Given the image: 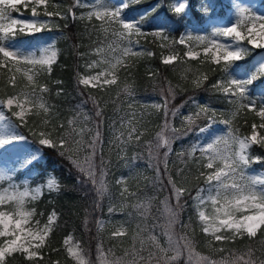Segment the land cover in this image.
I'll return each instance as SVG.
<instances>
[{
    "label": "snow or ice",
    "instance_id": "6c2138e0",
    "mask_svg": "<svg viewBox=\"0 0 264 264\" xmlns=\"http://www.w3.org/2000/svg\"><path fill=\"white\" fill-rule=\"evenodd\" d=\"M140 3H143V0H119V2L96 0L95 3H90L89 0L84 2L77 0V5H73V7H88V12L80 19H87L89 22L93 19L98 21L99 25H93V29L103 35L98 46L89 53L95 55L97 59L90 60L84 65L88 74L77 73L78 86H83L85 89H99L101 92H106L112 86L120 88L119 74L132 66L133 58L154 56L153 51L139 48L138 38L151 36L162 50H168L167 55L163 51L161 53V62L164 65H172L177 60L181 64L199 60L201 64L208 62L219 66L223 75L211 87L224 96L231 105V111L227 118L218 120L215 109L196 104V101L190 97L198 111L184 115L180 111L183 104L179 107L172 106L171 102L175 99L176 93L171 86L167 90V95L162 97L161 103L142 105L145 108L151 107L157 112L163 111V124L156 134L155 145L151 141L145 144L148 150V168L154 172L151 178L134 167L136 160L143 158L142 153L133 155L131 165L126 157L129 145L140 147L139 142L144 131L136 125L141 124L144 114L141 113L137 118L135 111H130L120 116V129L127 128L126 133L118 130L113 121L111 125L113 138L108 140L107 146L110 150L116 147L125 166L130 167L129 176L121 177L116 181L121 185L119 207L121 209L132 207L141 220H146L151 202L156 198L153 196L140 199L136 192L130 191L129 179L138 180L143 177L157 192H167L168 195L161 201L167 214L163 232L166 246L161 245L156 235L149 233L146 248V240L141 236V233L147 230L146 226L137 223V231L132 235V247L126 249L123 256L113 255L109 260L102 245L98 244L97 259L101 264H153V261L155 264H173L186 254L185 264H257L251 242L259 235V244L264 246V176L250 174L248 169L253 163H264V158L250 155L252 145L264 147V135L257 132V127L264 129V90L256 96L251 95L253 83L258 78L264 77V56L250 71L239 62L244 60L253 49L264 50V14H258L251 7L241 6L233 0L234 21L220 26L213 25L207 33L186 27L178 36L173 37L171 34L176 29L172 21H160L158 17L155 21L150 19L164 6L163 0H157V3L136 17L129 19L126 16L131 6ZM21 5L31 8L30 19L12 15L13 12L19 13ZM49 6L56 10L49 11ZM60 7L55 3L50 5V0H0V68H7L10 73L15 69V73H21L27 80L26 87L31 88L30 91L22 89L0 100V105L11 111V115L20 121V124H14L11 118L0 114V121H7L0 123V150H3L0 155L7 156L8 153H12L18 166L26 168L39 158L44 149L55 150L80 172L78 183L85 187L91 185L87 192L94 193L92 208L95 211L102 208L103 198L109 191L106 177L110 162L104 159L105 140L101 130L105 119L104 109L99 100L89 93L88 100L92 101L95 108V119L85 114L83 126H79L80 114L77 113L67 120V129L63 122L53 124L52 121L58 119V114L53 111L54 106L49 105L45 99L44 94L49 91L47 85L40 84L37 78L43 72L51 74L52 66L58 56L55 44L48 43L46 46L31 50H25L15 44L18 35L32 36L51 31L53 17L66 19V14L59 10ZM188 7V0H175L168 11L180 19L182 16H187ZM211 10L212 6L209 4L201 7V11L209 16ZM67 14H70L73 20L77 19L72 7L68 8ZM42 16L47 19H40ZM153 23L156 24L155 27L151 30L145 29L146 25ZM134 37L136 39H133ZM245 41L247 46H244ZM178 45L183 46L182 56L176 50ZM83 55L81 54L82 57ZM185 71H192L191 66L189 65ZM15 73L8 76L6 81L13 87L16 85ZM183 78L187 79L186 76ZM207 78L206 75L201 78L200 75L194 74L192 83L195 87H201L202 82ZM57 83L61 82L57 81ZM121 90L128 98V109H134L132 85L124 81ZM13 107L17 110L12 111ZM244 109L249 112L254 111L261 122L259 125L252 124L250 135L241 136L238 134L239 129L233 127V120ZM29 114L37 117L43 114L44 118L39 125L33 126L39 127V131L29 128L38 147L21 153L18 146L27 138L12 129L28 126L26 117ZM125 115L129 118L125 119ZM202 116L206 118L207 123L203 126L195 125V120ZM177 118L181 120L180 128L172 123ZM90 120L91 125L88 124ZM217 123L226 126V134L216 136L206 144L193 143L189 149L176 152L175 155L180 158L184 167L178 168L173 176L169 167L173 143L193 131H196L197 135L206 133ZM50 124L51 128H49ZM86 135L87 140L84 138ZM185 156H187L186 160ZM189 162L194 164L195 173L187 167ZM4 180H8L9 183L0 187V264H10L9 258H15L17 255L30 262L43 261L45 256L43 250L48 246L58 217L53 211L42 223L38 217H42L43 213L38 214L35 207L29 205L40 199L45 189L49 192L58 191L59 184L54 178H49L46 184L34 188L25 183L21 190V185L13 182V175L4 166H0V183ZM191 180L198 182L195 185V194L189 187ZM186 196L192 201L190 206L195 213L199 230L205 237V246L213 253H226L220 259H213L196 251L197 241L188 235V231H194L193 217L189 216L186 222L181 219L182 214L189 207ZM130 200L134 202L129 203ZM116 210L115 206L109 205L110 215ZM128 215L131 217L132 213ZM84 223L87 226V216ZM96 225L98 232L103 231L104 221L97 220ZM111 235L113 237L128 235L126 224L120 223ZM245 238L249 244L244 252L223 246L235 245L237 241H243ZM138 239L139 248L136 247ZM63 245L68 257L75 264H90L85 250L78 241L74 242L72 235L64 239ZM145 252L147 255H144ZM259 264H264V260H259Z\"/></svg>",
    "mask_w": 264,
    "mask_h": 264
},
{
    "label": "rangeland",
    "instance_id": "374dc122",
    "mask_svg": "<svg viewBox=\"0 0 264 264\" xmlns=\"http://www.w3.org/2000/svg\"><path fill=\"white\" fill-rule=\"evenodd\" d=\"M72 2L74 5H77V0H72ZM89 2L95 3L96 0H89ZM105 2H112V0H105ZM116 2H119V0H116ZM155 3H157V0H147V2L143 4L141 3V5L131 6L130 9L126 12V16L129 19L136 17L140 13L152 7V5H154ZM173 3H175V0H170L169 3H167L166 0H163L164 6L159 9L160 13L157 16L160 21H170L168 17H166L165 15L167 10H165L164 8L170 7ZM236 3H239L241 6L251 7L258 14H264V0H236ZM205 4H209L212 6L210 16L206 15L204 12L201 11L202 5H205ZM188 6L189 7H188L187 16H189L192 19H189L187 17L186 19L187 21H185L182 24V29L178 32L177 36L179 35L180 32L184 31L186 27H191L194 31L207 33V32H210L211 27L213 25L220 26L225 23H230L234 21L235 19L233 0H188ZM193 6L194 8H196V10L198 9L200 11L199 17L191 16L192 15L191 8ZM70 7L71 6H68L67 10ZM72 9L75 12L76 17H78L80 13H77L73 6H72ZM88 10L89 8L87 7V9L83 11L85 15L88 12ZM12 15L14 17L19 16V18H22V19H30L31 18V8L28 7L27 9L21 5L19 7V13L13 12ZM40 19H47V18L42 16L40 17ZM52 19L54 23L52 25L51 31H44V32L37 33L32 36L17 37L15 44L22 47L25 50H31L34 48L46 46L48 43L54 42L55 47L58 51V46H57L58 37L62 34L63 30L61 29V25L57 17H53ZM93 25H99V22L98 21L92 22V25L90 27V30L92 33V37H91L92 40L87 48V51L85 53H80V51L77 53L76 60L80 64L85 65L90 60L97 59L95 55H89V53H91L92 50L98 46L99 41L103 39V35L100 34L98 31L94 30ZM152 25H153L152 28L156 26L155 23H153ZM145 29L151 30L150 28L149 29L145 28ZM171 35L175 37L174 33H172ZM142 37L143 36L138 38L139 48L150 50L142 42ZM133 39H136V38L134 37ZM243 43H244V46H247L246 41ZM176 50L180 53V55L181 53L183 54L179 46H176ZM251 52L250 54H252V57L250 60L246 59L247 58L246 57L244 59L245 62H243V60L239 62L240 65L244 66V68L249 71L254 69V67L258 64V62H260L261 57L264 56V50L253 49ZM167 53H168V50L166 49L164 54L167 55ZM81 54H84L83 57L81 56ZM201 59H203V57H201ZM193 64H190L188 62L187 64H181L180 61L177 60L175 67L179 68L180 66L181 72L184 75L187 74L186 76L187 78L193 79L194 74L200 75L202 78L205 73V71L203 70V65L205 64L204 63L201 64L199 60ZM189 65L191 66L192 71H185V69ZM21 67L23 68V65H21ZM12 73H15V69L12 70ZM15 74H21V73H15ZM81 74L86 75L88 73L85 71ZM124 81L126 80L124 79ZM123 82L122 80H120V88H117V86H113V88H111L107 92L106 95L109 96L110 102L108 103V108L104 110L105 119L101 126V130H102L103 137L105 140V147H104L103 155H104V159L106 161H109L110 163L108 167V176L106 177L109 191L104 196L103 201H102V209H103L102 212L103 213H101L95 219L96 221L102 220L105 223V227L103 231H100V232H98L97 225H95L96 232H95L94 251H95V259L98 264H101V262L97 259V256H98L97 245L98 244L102 245L105 254H107V259L109 260L113 258V255L115 257L123 256L124 251L132 247V244H133L132 235L137 231V227H136L137 223H140L142 226H146L147 230L141 233V236L146 240V245H145L146 248L148 247L147 237L149 233L156 235L161 245L166 246V243H165L166 238L163 235V232H164V226L166 225V221H167V214L165 212L164 205L161 203V201L164 200L165 196L168 195V193L164 191L157 192L151 186L149 181L145 180L143 177H141L138 180L129 179L128 186H129L130 191L136 192L137 196L140 199H145V198L153 197V196H155L156 198L152 200L151 202L150 212L146 220H141L137 212L132 207L121 209L119 207V203H120L119 191H120L121 185H118L116 181L119 180L121 177H128L130 174V167L125 166L124 160H122L118 155V149L116 147H113L110 150L107 146V142L109 139L113 138V133H112V128H111L113 121H115L116 128L118 130L124 131L126 133L127 128L120 129V116L130 111H135L137 118H139L141 113H143L144 116H143V120L141 121V124L136 125L141 131H144V135L141 137V140L139 142L140 147H136L135 145H129L127 153H126V157L129 160V164L131 165V158L133 157V155L135 153H142L143 158L137 159L134 167L137 171L143 172L145 176L149 178L153 177L154 176L153 170L148 168V162H147L148 161V150L145 147V144L146 142L151 141L153 145H155L156 134L161 130V125L163 124V111L161 110L160 112H157L155 109L151 107L145 108V107H142V105L151 104L154 102L161 103L162 97H163L161 93H163L164 95H167V90L169 86L172 87V84L166 80L161 85L156 86L155 89H158V90L154 92L144 91L146 87L144 89H139V90L133 89L135 106H134V109H128L127 107L128 98L125 96V94L121 90L123 86ZM77 87L78 88L75 91V93H73L70 96V98L66 100V105H65L64 110L67 111L68 113H67V117L65 118L64 122L62 121L65 124V129H67V120L70 117L77 115V113L80 114L79 121H78L79 126H83V117L85 114L92 117V119H95V108L93 106L92 101L88 100V95L92 91L86 90L83 88V86H78V84H77ZM251 87L253 89L251 95L253 96H256L257 93H260L262 90H264V77L258 78L257 81H255ZM30 90L31 88L26 91H30ZM118 91H119V98L117 99ZM14 93H17V92H14ZM12 94H9V95H12ZM7 96L3 98L0 97V100L6 99ZM94 96L97 98V100H99L96 95ZM203 96L204 95L196 96L192 94L190 97L196 101V104L206 105L212 109L213 104H212L211 99L208 97H203ZM85 101L87 102L85 103ZM171 103H172V106L174 107H179L180 105L183 104L184 106L180 109V111L184 115L188 113H195L196 111H198L196 104H193L192 100L190 99H186V100L180 99V101H172ZM257 103L259 105V99L257 100ZM225 109L230 112L231 105L228 104V106H226ZM16 110L17 109L13 107L12 111H16ZM8 112L11 113V111L4 108L3 105H0V114H4L5 116L11 118L12 122L16 124L13 116L10 115ZM218 115L219 114L217 113L218 120L221 118H225V117H220ZM202 117H200L199 119H196L195 122L197 121L199 122ZM128 118L129 117L125 115V119H128ZM237 121H238L237 118L233 120V127L239 129L238 134L241 136L250 135L252 132V129L248 131L247 133H244V132L242 133L241 132L242 129L238 127ZM0 123H7V121H0ZM91 123H92L91 120L88 121L89 125H91ZM172 123L177 128L181 127V120L179 118L175 119ZM200 126H203V125H200ZM185 127H187V125H185ZM12 131H15L16 133L21 134L27 138L25 142H21V144L18 146V150L21 153L27 152L31 149L38 147V145L35 144L33 140L28 138V136L23 131L19 130L18 127L13 128ZM58 131H62V130L58 129ZM226 131L227 129L225 125L217 123V124H214L212 128L206 133L197 135L196 131H193L188 136L177 139L172 145L173 153L170 154V157H169V167H170V170L173 176H175L176 170L178 168L184 167V165L181 163L180 158L175 155L176 152H179L181 149H185V150L189 149L193 143L206 144L210 142L214 137L226 134ZM257 132L260 135H264V133H262L258 129H257ZM169 135H171V133H169ZM84 138L85 140H87L88 139L87 135ZM161 152H163V149H161ZM0 153H3V150H0ZM82 155L83 153L81 154V156ZM197 155H199V153H197ZM251 156L256 157L254 155H251ZM263 157H264V154H263ZM184 159L186 160L187 156H185ZM43 160H44V155L42 151L39 158L32 165L26 168H21L18 166V162L15 161L13 154L8 153L7 156L0 155V166H4L9 171V173L13 175V182L21 185V190H22V186L25 183H27L29 187L34 188L36 186L46 184L49 178L55 179L52 173H49L47 176L44 177V179L33 181V178L36 176V174L40 170L36 166V163L43 162ZM162 167L163 166L161 165V168ZM187 167L191 168L193 173L196 172V169L193 163L189 162ZM115 169L120 170V172L115 171ZM248 172L250 174H259V175L264 176V167L257 166L255 163H253L251 167L248 169ZM8 183H9L8 180H4L2 183H0V187L7 186ZM197 183H198L197 181L191 180L189 186L190 185L195 186ZM87 186L91 188L90 184ZM44 191H48V190L45 189ZM192 191H193V194H195V189ZM88 194H91L90 202L93 203L94 193H88ZM185 199L188 200L189 207L187 208V211L182 214L181 219L186 222L189 216L193 217L192 227L194 231H188V235L197 241L196 230H199V227L196 222L195 213L190 206L192 201L187 196L185 197ZM131 202H134V201L130 200L129 203ZM110 204L115 206L117 209L116 212L111 215L108 212V208ZM29 207H33L32 204H30ZM209 209H210V206H209ZM97 211L101 212L100 209H98ZM129 213H132L131 217H129L128 215ZM45 221H41V222L43 223ZM120 223L126 224L128 228V235L124 237H113L111 234L114 231V228L116 226H119ZM177 231H179V228L177 229ZM73 240L74 242L77 241L74 237H73ZM136 247L137 248L140 247L139 239L136 241ZM109 249H111V252H109ZM196 251L199 252L201 255L210 256L213 259H217V260L220 259L222 255H226V253H213L207 247L205 250H200L198 247V244L196 245ZM144 255H147V252H145ZM169 255H171V253H169ZM87 259L89 260V257H87ZM180 260L185 262L186 254L182 255ZM153 264H155V261H153Z\"/></svg>",
    "mask_w": 264,
    "mask_h": 264
},
{
    "label": "trees",
    "instance_id": "16d2710c",
    "mask_svg": "<svg viewBox=\"0 0 264 264\" xmlns=\"http://www.w3.org/2000/svg\"><path fill=\"white\" fill-rule=\"evenodd\" d=\"M84 1V0H82ZM169 3L170 0H166ZM147 0H143V3ZM51 3L59 4L60 11L66 14V19L61 20L57 17L60 22L62 34L58 37V56L57 61L52 66L51 74L43 72L38 78V82L43 85H47L49 91L45 93V99L49 105L54 106L53 111L58 114V119L52 121L53 124H58L64 122L67 117V111L64 110L66 105V100L75 93L77 90V73L85 72L84 64L78 63L76 60L77 53H85L92 40V33L90 27L92 22L96 21L93 19L89 22L87 19H80L84 14V10L87 7L76 6L74 9L77 13H80L77 19L73 20L70 14H67V7L73 6L72 0H50ZM142 3V4H143ZM137 5H141L137 4ZM133 5V6H137ZM28 9V8H27ZM167 12L166 17L172 21L176 31L174 32L175 37L178 32L182 29V24L185 22L186 17H181L177 19L171 12L168 11L169 7H165ZM196 9V8H195ZM192 7V15L199 17L200 12ZM51 6H49V11H55ZM82 11V12H81ZM160 10H158L152 17L151 20L159 15ZM192 19V18H189ZM152 24L145 26L147 29L152 28ZM25 35H18L22 37ZM142 42L146 47L154 52L153 57H143V58H133L131 60V67L125 71L120 72V80L122 82L124 79L129 82L133 89L139 90L144 89L146 92H154L156 86L161 85L164 81H169L172 84L176 92L175 99L172 101H180L189 99L193 95H204L203 97H208L212 101V109L219 114L220 117L227 118L229 111L225 109L228 106L226 99L216 90L212 89L211 85L223 74L219 70V66L212 65L211 63L205 62L203 65L204 75L208 78L202 82L201 87H195L192 83L191 78L184 79L183 77L187 74H183L180 70V66H176V62L172 65H164L161 62V53H165L166 49H161L158 43L154 42L153 37H142ZM179 46V45H178ZM180 50L183 52V46H179ZM252 53V52H251ZM183 54L181 53V56ZM252 54H249L246 59L250 60ZM198 61V60H197ZM196 61H188V63L193 64ZM245 62V60H243ZM195 65V64H193ZM198 65V64H196ZM215 69V70H214ZM7 68H0V97H5L14 92H19L22 89L28 90L30 86L26 87L27 80L22 76V74H15L16 85L15 87L6 83L8 76L12 75ZM184 75V76H183ZM60 81L61 83H57ZM84 88V87H83ZM113 88V86L111 87ZM109 88L106 92H101L99 89L87 88L86 90L92 91L99 99V102L104 110L108 108V103L110 102L109 96L106 95L111 89ZM85 89V88H84ZM59 93V94H57ZM165 96L163 93H161ZM181 96V97H180ZM68 103V102H67ZM33 111H35L33 109ZM43 114L40 117L29 114L26 119L28 121V126H21L20 129L34 141L29 128L32 127L33 130L39 131V127H33L34 125H39L40 121L43 120ZM237 125L241 128V132L247 133L252 129V124H260V117H258L255 112H249L247 109L242 110L237 116ZM14 119L20 124V121L15 117ZM206 118L202 117L201 120L195 122V125L206 124ZM193 125V127H195ZM51 124L49 128H51ZM259 131L264 133V129L257 127ZM58 131V129H57ZM44 161L38 163V167L41 172L37 175V179H43L47 172H52L59 184L58 191L44 192L42 197L32 203L35 207L37 213H43L42 217H39L41 221H45L48 215L55 211L57 214L56 226L53 233L50 236L48 246L43 250L45 253L44 260L39 262H30L25 260L22 256L17 255L15 258H9L10 264H75V262L68 257L67 252L64 248L63 241L66 236L72 235L85 250V255L89 257L90 264H98L95 259L94 242H95V232H96V217L102 212L97 210L93 211L92 204L90 202L91 194H88L87 189L89 186H84L78 183V177L81 176L80 172L72 166L69 161L57 154L55 150L44 149ZM264 147L260 145H252L250 148V155L263 157ZM257 166L264 167V163H255ZM120 172V170H116ZM174 171V170H173ZM192 190L195 186L190 185ZM87 210V211H86ZM88 217V224L85 226V217ZM197 233V244L200 250H205V237L200 230H196ZM260 236L256 238L255 241L251 242L254 251V259L264 260V246L259 244ZM249 242L245 238L243 241H237L235 245L225 244L226 248H235L240 252L247 250ZM55 249V251H53ZM173 264H185L184 261L178 260L173 262Z\"/></svg>",
    "mask_w": 264,
    "mask_h": 264
}]
</instances>
